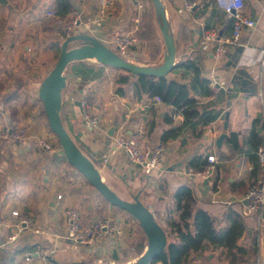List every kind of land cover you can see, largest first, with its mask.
Returning a JSON list of instances; mask_svg holds the SVG:
<instances>
[{"label": "crops", "instance_id": "obj_1", "mask_svg": "<svg viewBox=\"0 0 264 264\" xmlns=\"http://www.w3.org/2000/svg\"><path fill=\"white\" fill-rule=\"evenodd\" d=\"M61 1L6 0V3H3L0 0V129L10 125H27L32 133L30 138L15 144L0 142L2 159L0 164V249L4 250L0 258L3 264H49L43 254L33 253L32 260L28 261L26 259L28 252L16 255L12 250L15 246L43 237L49 238L55 251L68 254L74 261L75 253H77L79 258L88 255L96 259L100 256V259H97L99 262L124 264L122 261L125 256L124 247H129V240L135 237V232H122L123 236H120L121 234L115 238L109 236L97 243L80 245L72 244L65 237L64 210L68 206L75 205L73 200L68 202L64 197L61 200L57 198V195L61 193L59 191L61 183L57 179L59 177L56 172L58 162L54 160V156L58 152L59 143L49 126L44 103L39 96L40 85L52 70L46 69L48 68L46 60L53 59L56 50L61 53L62 45L58 27L52 18L45 16V13L51 9L60 12ZM68 1L72 7L71 1ZM76 1L80 6L87 4L91 10L83 13L82 22L73 34H91L112 48H114V40L121 35L131 34L138 37L140 22L144 19V13L149 12L147 9L152 4V0H148L144 8H140L134 0H112L106 4H103L102 0ZM184 1L163 0L169 29L175 41L180 33H185V26L188 32H186L187 48H183L184 42L176 41V61L186 57L194 49L200 50L199 39L209 28H218L222 41L228 40L232 34V21L219 8L215 0H188L196 5L192 9L179 12L178 9ZM245 4V13L256 19V27L246 31L239 43L228 47L220 58L214 56L213 47L211 52L200 50L206 76L213 78V81L219 80L225 88L220 90L216 97H201L202 102L214 100L217 108L223 107L216 120V135L208 134L207 130L211 126L209 123L201 136L194 135L192 130L187 128L178 137L167 138L169 149L165 154L162 170L149 177H144L139 168L129 162L124 152L110 153L108 162H104L102 158L100 160L101 173L107 169H110L112 173L114 170L118 172L119 169L121 175L127 176L130 181L135 180L136 188L143 187L141 199L143 196L142 201L154 212L168 237L170 234L166 229L168 215L171 213L177 219L179 217V213L174 210V193L180 185L189 183L195 187L198 196L204 201V207L213 213L220 214L229 206L243 212L245 203L237 202V198L244 192H239L235 188L241 181L249 183L253 179L254 168L259 173L257 156L250 157L255 150L249 143V136L253 122L257 120L258 134L261 136L262 143L264 142V81L261 85H256L259 69L264 66L250 65V58L256 56L258 49L264 46V0H245ZM101 17L103 20L101 24H98L96 20ZM147 43L138 39L135 45L138 47L132 48L129 59L144 64L138 59L148 57L144 52L140 53L141 48ZM105 69L106 67L101 77L84 87H80L81 80L77 75L67 78L62 107L65 123L67 121L77 123L78 120V127L82 129L84 124L78 102L81 97L87 95L90 103H95L92 104L94 109L102 114L105 122L111 120V123L116 124L117 121L128 118L129 129L135 124L144 123L148 136L153 142L163 140L171 127L176 128L183 124L184 116L175 113V109L164 102L150 105L145 103L148 97L137 101L128 96H120L115 92L113 79H110V85L106 91L103 87L107 81ZM243 72L249 73V79ZM108 76L111 78L110 75ZM167 76L171 79L183 80L179 73L173 71ZM246 79L249 80L248 83H245ZM122 102L125 105H122ZM129 110L132 111L129 112ZM227 112H229L228 117ZM174 114H177L176 118ZM225 121H228L227 127ZM78 127L74 130L77 137L82 138L83 133L87 139L93 140L92 151L96 150L97 156L102 157L106 148L107 135L102 133L104 137L101 141L100 137L93 138L83 131L77 132ZM224 131L228 133V137L225 138L222 146L218 147L216 139ZM233 133L238 134L236 144L228 141ZM40 137L52 140L56 145L51 154L46 155L42 151L38 144ZM209 154H215L219 161V171L214 178L207 180L187 172L189 159L201 156L208 162ZM13 209L34 213L37 224L45 227L50 234L41 236L32 231H26L15 242L9 243L10 235L16 230V219L11 215ZM81 214L85 223L96 219L87 216L86 211L83 213L81 211ZM109 215L105 217L113 218L125 229L126 221L134 220L133 217H131L132 220L120 212L116 216ZM244 216L247 228L241 243L254 251L247 264H264V206L259 214ZM136 233L139 235L136 236L138 245L142 244V247H145V236L143 237L140 232ZM189 264H229V261L225 255H219L217 249L209 248L203 255L194 254Z\"/></svg>", "mask_w": 264, "mask_h": 264}, {"label": "trees", "instance_id": "obj_2", "mask_svg": "<svg viewBox=\"0 0 264 264\" xmlns=\"http://www.w3.org/2000/svg\"><path fill=\"white\" fill-rule=\"evenodd\" d=\"M61 2V13L65 14L72 10L68 0H62ZM159 20V16L154 10L153 12H148L140 22L137 38L144 42L153 43V53L148 57L138 59V61L143 62L145 65H158L162 58H164L163 53L166 50V46L164 45L165 42ZM184 32V34L180 33L176 37V41L180 43L184 42L183 48H187L188 36L186 34V26ZM104 67L124 71L114 81L115 92L120 96H128L134 100L141 101L145 97L158 95L164 103L175 109V113L177 110H181L184 116L183 124L176 128L171 127L166 132V135H164V141H167V138L178 137L187 128L192 130L194 135L201 136L209 123L216 120L223 110V107H216V101L214 100H209L206 103L202 102V96L210 97L213 94L211 87L213 78L206 76L203 56L199 49H194L186 57H181V59L177 60L172 71L179 73L183 78L182 81L171 79L168 76L134 74L117 67L104 66L99 62H92L91 60L72 62L68 65L67 71L68 73L81 76L80 87H84L101 77ZM243 74L249 79L248 72H243ZM263 81L264 68L260 67L256 85L260 82L263 83ZM248 82L249 80L246 79L245 83ZM63 120L66 121L65 117ZM228 141L236 144L238 142V134L233 133L228 138ZM249 143L254 148L255 153L257 148L262 144L261 136L258 134L257 120L253 122ZM255 153H251L250 157H256ZM206 164L207 160L201 156L188 160V168H193L194 170L203 169ZM257 166L259 169L258 161ZM252 176L253 179L249 183L241 181L235 190H239L242 193L247 191L249 186L257 179L258 173L256 172V168H254ZM139 192L141 199L143 187L137 188L135 194ZM174 194V210L179 213V217L177 219L171 213L168 215L170 234L167 247L163 253L154 258L151 264H189L190 258L194 254L203 255L209 248L217 249L219 255H225L229 264H245L247 257L254 254L252 248H247L241 243V239L247 228L243 212L232 206L227 207L220 214L207 210L204 207V201L198 196L195 187L189 183L180 185ZM134 219L137 221L147 240L141 224L136 218ZM8 249L11 250V248ZM12 250L16 255L26 252H38L45 256L49 264H67L74 261L68 254L55 251L49 238L42 237L33 242L29 241L23 245L15 246ZM143 252L141 251V255ZM3 253L4 250L0 249V256Z\"/></svg>", "mask_w": 264, "mask_h": 264}, {"label": "built area", "instance_id": "obj_3", "mask_svg": "<svg viewBox=\"0 0 264 264\" xmlns=\"http://www.w3.org/2000/svg\"><path fill=\"white\" fill-rule=\"evenodd\" d=\"M112 0H102L103 4ZM140 8H144L145 3L148 0H134ZM219 8L225 12L228 19L232 21V34L228 40L222 41L219 35L218 28L213 27L205 30L199 39L200 50L204 52H211L212 47L215 57L220 58L226 49L236 46L243 34L256 27L257 21L251 15L245 13V0H215ZM196 4L194 2L185 0L179 7V12H184L186 9H192ZM82 11L79 12L76 9L70 10L63 14L57 10L51 9L45 13V16L52 18L54 24L58 29L66 36L73 34L77 26L82 22V16L84 12L91 10L87 4H82ZM103 18H98L96 21L101 24ZM138 38L131 34H125L117 37L114 40V49L124 57L129 59V53L132 48L137 44ZM215 44L216 47L214 46ZM101 64V63H100ZM264 66V46L258 49L257 55L250 58V65ZM102 65V64H101ZM105 66V65H104ZM107 68V67H106ZM76 74L69 73V76H75ZM80 80L81 76L77 75ZM261 85V82L258 83ZM213 94L211 97H215L224 84L220 82V86L217 84V80L211 83ZM163 100L160 96L148 97L145 103L155 105L162 103ZM122 105H125L122 102ZM81 119L86 128L91 130H97L98 133L105 124L103 116L97 112L93 105L90 103L87 95L80 98ZM132 110H129L131 112ZM177 114H182L181 110H177ZM174 114V118L177 117ZM217 120V119H216ZM216 120L210 122L211 126L208 128V134L215 136L217 133ZM128 118L117 121L114 124L113 134L110 136L108 145H106L105 152L102 156L104 162H108L110 153L124 152L129 162L139 171L144 173L146 177L157 174L162 170L163 160L165 154L169 149L167 141L160 140L153 142L148 136V130L144 123H138L132 126L131 129L127 126ZM105 135L109 133L102 132ZM32 136L31 128L29 126H17L10 125L0 129V142L15 144L22 142ZM38 144L42 148L44 154H51L56 145L47 140L46 138H38ZM59 145V144H58ZM59 147V146H58ZM256 155L259 164V173L257 179L249 186L247 191L237 198V202L245 203L243 213L250 216L259 214L264 206V142L257 148ZM208 162L203 169L194 170L193 168H187L189 174H196L203 179H212L218 173V157L215 154H209L207 156ZM0 156V164H1ZM57 198L61 200L63 195L59 193ZM11 215L16 219V230L10 235L8 242H15L18 237L25 231H32L35 234L46 236L50 232L45 228L37 224V219L34 213L29 211H23L19 209H13ZM64 229L65 237L71 241L72 244H92L104 240L106 237H117V235L123 236V227L119 226L116 221L111 217L96 218L90 222H83L82 214L78 207L68 206L64 210ZM119 233V234H117ZM38 255H40L37 252ZM33 253H28L26 259L32 260Z\"/></svg>", "mask_w": 264, "mask_h": 264}, {"label": "water", "instance_id": "obj_4", "mask_svg": "<svg viewBox=\"0 0 264 264\" xmlns=\"http://www.w3.org/2000/svg\"><path fill=\"white\" fill-rule=\"evenodd\" d=\"M70 1L74 9L79 12L82 11L81 6L76 0ZM2 2L6 3V0H2ZM152 3L160 19V29L166 46L164 58L160 64L152 66L135 63L131 60L125 59L117 52L116 49L104 44L101 40L91 34H73L68 36L62 43L61 53L57 63L43 79L39 88V96L44 103L49 126L57 135L63 150V153H58L54 156V160H65L69 162L85 176L88 182L103 196L105 200H107L110 204L127 211L141 224L147 237V248L133 264H151L156 256L165 251L168 243L167 233L156 219V216L151 208L144 204V202L140 199V192L135 194L132 197V200L120 196L118 192L112 189L103 178V175L95 162L80 148L67 129L65 121L62 117L63 91L67 85V76L65 74L66 68L70 63L81 60L95 59L102 65L117 67L130 71L134 74L167 76L173 70L177 62V45L175 38L169 29V20L163 0H152ZM77 40L82 41V44L79 46L69 47L71 42ZM217 84L220 86L219 80H217ZM222 89L225 90V88ZM229 99H231V95H229ZM78 104L80 105V101ZM226 115L228 117L229 112H227ZM225 126H228V121H225ZM113 131L114 127L109 130V136L106 137V145H108ZM227 137L228 133L225 131L222 132L216 139L217 146L221 147ZM79 139L82 138L79 137ZM89 148V150H93L92 147ZM99 157L100 156H97L96 159ZM244 202L246 203V200ZM0 264H3V260L1 258ZM67 264L81 263L73 261ZM92 264L123 263L99 262Z\"/></svg>", "mask_w": 264, "mask_h": 264}, {"label": "rangeland", "instance_id": "obj_5", "mask_svg": "<svg viewBox=\"0 0 264 264\" xmlns=\"http://www.w3.org/2000/svg\"><path fill=\"white\" fill-rule=\"evenodd\" d=\"M154 10H155V7L152 4H150L147 11L153 12ZM145 15H146V13H144L143 18H145ZM66 38L67 37L60 31L59 32V39H60L61 44L66 40ZM81 44H82V41L77 40V41L71 42L69 47L79 46ZM134 47L137 48L138 45L134 46ZM141 52L142 53L144 52L147 56H150L153 53V43L145 44V46L143 48H141L140 53ZM59 55H60V52L58 53V50H56L54 58L50 59V60H46L47 61L46 65L48 67L46 69L51 70L55 66V64L57 63V61L59 59ZM91 60H92V62H97L95 59H91ZM131 61L137 63L135 60H131ZM161 61H163V59ZM105 72L107 73V76H106L107 81L105 82L103 87L107 91L108 87L110 85V79H113V81H115L117 76L124 73V71L107 67L105 69ZM65 74H66L67 78L70 79L67 68H66ZM108 75H110L111 78H108L109 77ZM111 86H112V84H111ZM114 87H115V84H114ZM105 113H107V112H105ZM134 119L136 122H138L135 117H134ZM134 119H132V120L134 121ZM76 122L77 123H74L72 121H67L65 123L67 129L69 130V132L71 133L73 138L76 140V142L78 143L80 148L83 150V152L86 153L95 162V164L98 167H101L102 164H101L100 160L102 157L100 156L98 159H96V157H97L96 150L91 151L88 148V147L94 146V141L91 139H87L81 131L85 132L86 134H89L93 138H99L100 137L101 141H102V139L104 137V135H102V132H104V131L107 132V130H109L112 127V124H114V122L111 123V120H108L107 122H105L104 126L102 127V129L100 130L99 133L97 130H91L89 128H86L85 126H82L81 127L82 129L80 130V128L78 127L79 121L77 120ZM76 127H78L77 132L79 131L82 133V135H81L82 139L81 140L77 137V134H75L74 130ZM108 136H109V134H107V137ZM56 138L58 139L57 135H56ZM55 142H57V141H55ZM58 143H59V141H58ZM58 146L59 147H57L58 148L57 154L63 153L61 145L59 144ZM57 162H58V166L56 168V172L59 175V177L57 179L61 183V185L59 187V191L63 194V197L68 202H71L73 200V204L75 206H77L80 209V211H82V213L85 211L88 212L87 216H89L91 218H101L104 216H110L109 214H113L114 216H116L119 212L126 214L127 216H129V218L132 217L127 211L122 210L118 206L112 205L107 200H105L103 198V196L88 182V180L85 178V176L83 174H81L76 168H74L69 162H67L65 160H61V161H57ZM129 167L130 166L128 165V168ZM115 172H116V170H114V172L112 173L110 169H107L106 171L105 170L102 171V174L104 175V179L109 184V186L112 189H114L115 191H119L118 194L120 196H122L123 198L129 199V200H132V197L134 196V194L137 191V188L135 187V180L130 181L127 176L121 175L120 174L121 171L119 169H118V172H116V173H118V175H116ZM141 174L144 177L146 176L143 172ZM142 199H143V196H142ZM133 221L131 222V221L127 220L126 221V223H127L126 227L127 228L125 229V227H124V229H123V232H135V237H133L129 240V243H128L129 247H124L125 248L124 249L125 250L124 251L125 256L122 260L124 262V264H133L140 257L141 251H145L147 248V244H146L147 240H145V247L144 246L142 247V244L138 245V238L136 236H139V235L136 232H140L143 237H144V233L142 232L141 228L139 227L137 221L135 219ZM166 229H168V231H169V227L166 226ZM249 258H251V256L247 257L245 264L250 262ZM92 259L93 258L88 256V255L83 256L82 258H79L78 254L75 253V261L79 262L81 264L99 263V261L97 259H100V256L96 257V259H93L94 262ZM102 259L105 260L103 257H102Z\"/></svg>", "mask_w": 264, "mask_h": 264}]
</instances>
